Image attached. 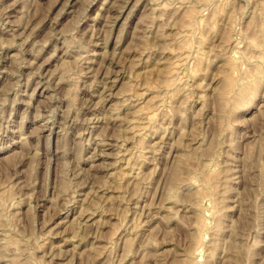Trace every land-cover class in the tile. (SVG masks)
I'll return each mask as SVG.
<instances>
[{"label":"rangeland","instance_id":"1","mask_svg":"<svg viewBox=\"0 0 264 264\" xmlns=\"http://www.w3.org/2000/svg\"><path fill=\"white\" fill-rule=\"evenodd\" d=\"M7 263L264 264V0H0Z\"/></svg>","mask_w":264,"mask_h":264},{"label":"bare ground","instance_id":"2","mask_svg":"<svg viewBox=\"0 0 264 264\" xmlns=\"http://www.w3.org/2000/svg\"><path fill=\"white\" fill-rule=\"evenodd\" d=\"M260 11V10H259ZM263 12V11H262ZM261 59H263V58H261ZM255 74H257V73H255ZM243 78V77H242ZM258 77H256V79H257ZM261 78V77H260ZM235 83V82H234ZM242 83V82H241ZM225 86V85H224ZM229 87H230V85H229ZM235 87V86H234ZM237 87V86H236ZM254 87V86H253ZM225 88V87H224ZM230 88H232V87H230ZM220 93V92H219ZM238 93V92H237ZM243 93V92H242ZM233 94V93H232ZM244 94V93H243ZM239 96V95H238ZM243 97V96H242ZM225 98V97H224ZM220 99V98H219ZM221 100V99H220ZM234 102V101H233ZM236 103H238V102H236ZM239 104H240V102H239ZM238 105V104H237ZM222 112V111H221ZM224 113V112H223ZM215 151V150H214ZM208 165V168H209V166L211 167V165L210 164H207ZM206 165V166H207ZM208 171H209V169H208ZM208 171H206L207 173H208ZM214 171V170H213ZM212 172V171H211ZM210 172V173H211ZM210 173H208L209 175H210ZM176 181V180H175ZM174 183V182H173ZM175 186V185H174ZM213 190V189H212ZM7 237V236H6ZM6 240V239H5ZM17 242V241H16ZM8 264V263H7ZM22 264V263H21Z\"/></svg>","mask_w":264,"mask_h":264}]
</instances>
